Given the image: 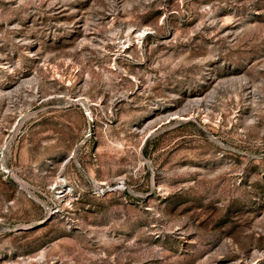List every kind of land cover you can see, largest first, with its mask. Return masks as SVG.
<instances>
[{
    "label": "rangeland",
    "instance_id": "obj_1",
    "mask_svg": "<svg viewBox=\"0 0 264 264\" xmlns=\"http://www.w3.org/2000/svg\"><path fill=\"white\" fill-rule=\"evenodd\" d=\"M0 264H264V0H0Z\"/></svg>",
    "mask_w": 264,
    "mask_h": 264
},
{
    "label": "bare ground",
    "instance_id": "obj_2",
    "mask_svg": "<svg viewBox=\"0 0 264 264\" xmlns=\"http://www.w3.org/2000/svg\"><path fill=\"white\" fill-rule=\"evenodd\" d=\"M145 33H146V32H142V33L140 34V36H141V35H144Z\"/></svg>",
    "mask_w": 264,
    "mask_h": 264
}]
</instances>
